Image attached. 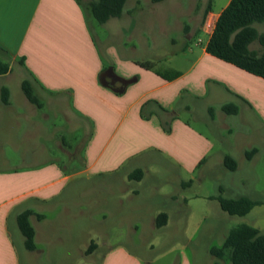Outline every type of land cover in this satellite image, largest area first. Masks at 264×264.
I'll return each mask as SVG.
<instances>
[{"label": "crops", "instance_id": "0c3cea01", "mask_svg": "<svg viewBox=\"0 0 264 264\" xmlns=\"http://www.w3.org/2000/svg\"><path fill=\"white\" fill-rule=\"evenodd\" d=\"M229 2L216 12L208 1L207 7L209 3L211 7L207 22L215 23ZM89 16L79 0H0V57L10 63V71L0 74V148L4 149V155L0 156V264H40L38 259L46 253V248L41 249L38 242L41 239L46 242V230H53L46 227L49 220L44 211L50 204H55L53 200L79 174L90 176L85 183L91 188L93 182L89 180L93 176L105 174L107 177L105 195H81L73 199L75 213L80 219L89 214L91 230H154L160 228L156 226L155 218L161 212L168 215L167 223L161 228H168L171 214L165 210L163 198L169 197L168 193L152 191L156 200L148 205V220L143 223L132 221L139 219L145 208L140 203L143 200L141 189L132 191L130 174L142 169L143 177L135 179L142 186L146 178H158L148 176L149 166L154 161L166 171L178 168L190 175L206 163L216 144L210 135L192 123V120L201 121L196 112L199 102H209L204 105V113L209 114L210 121L204 119L203 123L213 125L217 134L218 117L229 132L233 131V123H230L233 120L229 116L239 117L243 112L248 118L254 117L258 128L264 130V78L208 53L209 38L202 43L198 37L201 29L187 32L186 45H190L187 49L192 57L186 58L185 69L162 70L156 69V65L148 69L139 63L143 59H132L126 53L116 54L112 44H105L104 55L98 46L102 41L96 40ZM212 30L207 34L209 37ZM175 73L177 75L173 77ZM132 78L133 82L124 87L122 79ZM24 80L32 83L41 107L31 103L24 92L19 93ZM12 86L16 89L15 95ZM3 88L9 92L7 103L2 99ZM14 96L21 110L14 108ZM228 103L237 105V113L228 114L223 110ZM50 113L65 115L67 120L75 115L87 122L83 169L70 171L49 157V143L42 139L48 141L55 137L59 144L58 138L65 137L53 135L37 120L38 115L49 121ZM21 118L28 120L29 129L21 130ZM14 126L20 127L19 131H15ZM244 137L250 138L252 144L248 149L240 147L241 153L246 156L247 151L256 148L255 154H260L264 146L263 131L257 139L253 135ZM6 147L9 152L5 155ZM17 147L20 150L16 154L25 156L24 162L18 165L14 159L9 160L11 148ZM59 148L63 149L61 145ZM227 154L236 160L225 148L218 153V164ZM182 184L186 186L188 182ZM150 187L156 186L151 184ZM91 191L86 189L84 192ZM169 198L178 199L175 196ZM158 201L161 205H155ZM180 201L177 208L183 214L188 199L180 197ZM96 202L101 203L95 206ZM105 203L107 205H102ZM26 209L45 215L43 219L32 215L38 223L31 222L39 254L36 249L26 248L23 236V260L9 221L14 219L18 227L17 216ZM78 225L77 230H85V225L88 226L86 222L83 226ZM101 264L144 263L133 251L121 246L108 252ZM178 264L192 263L184 259Z\"/></svg>", "mask_w": 264, "mask_h": 264}, {"label": "rangeland", "instance_id": "374dc122", "mask_svg": "<svg viewBox=\"0 0 264 264\" xmlns=\"http://www.w3.org/2000/svg\"><path fill=\"white\" fill-rule=\"evenodd\" d=\"M208 1L212 3L213 10L218 12L228 0H162L161 2L127 0L121 17L112 18L106 24L97 25L96 20L88 10L90 14L89 23L96 40L102 41L98 46L104 55L105 44L108 43L114 46L116 54L126 53L131 55L132 59H149L155 62L156 69L183 70L186 67V58L192 57L191 51L187 49L190 45H186L188 42L185 38L188 36L187 32L194 33L196 29L198 31L201 29V34L198 37L200 36L199 39L204 44L209 38L205 31ZM254 26L260 33H264L263 23L256 22ZM199 39L198 42L200 43ZM250 48L258 53L264 52V47L259 41L251 43ZM12 87L13 95H15L16 89L14 86ZM19 93L23 94V91L19 89ZM13 101L14 108L21 110L22 107L19 106L17 97L14 96ZM208 103L199 102L196 112H198L197 117H200L201 121L192 120V123L205 134L210 135L216 144L211 157L207 159L205 164L197 168L193 175H190L178 168H171L170 171H166L158 161H154L149 166L148 176H156L157 179L148 177L142 186L136 183L137 180H130L131 186L134 187L132 191L141 189L140 195L143 200L140 203L145 208L140 218L132 219V221L143 223L148 220L146 219L147 211L150 210L149 206H151L152 200H156L155 196L151 194L152 191L159 194L168 193L169 197L178 198L173 201L169 197L163 196L166 200L165 210L171 214V222L168 228L91 230L93 227L90 225L92 220L88 218L89 214L80 219V215L75 213V200L73 199L74 197L79 198L81 195L83 197L105 195L104 182L107 177L105 174L93 176L92 180H89V182H93L91 185L93 188H91L85 183L86 178L90 176L87 173L79 174L72 178L64 192L53 200L55 204H50L44 211L46 213L44 215L49 220L46 227L53 230H46L48 232L46 242H43L41 238L38 242L42 245L41 249L46 248V253L40 258L38 257L39 263L101 264L108 252L124 246L133 251L134 255L137 254L144 264H178L184 259H188L192 264H213L218 259L211 254L210 249L213 246H221L229 231L235 226L247 223L264 232V146L260 149L261 153L255 154L251 159H248L240 151V147L248 149V146L252 144L250 138L244 136L253 135L257 139L262 131L264 133V130L258 128L256 121L253 120L254 117L248 118L243 112L238 115L239 117L229 116V119L233 120L230 122L233 123V131L229 132L223 127L222 118L217 116L215 123L216 126L219 125V128L217 127L219 134H217L213 125L208 123L210 121L208 119L209 114L204 113V105ZM37 111L40 112V110ZM186 115L184 113V116ZM50 116L48 121L37 115V120L53 135L56 133L65 137L64 139L58 138L59 144H57L55 137L48 141L42 139L43 142L49 143L51 150L49 157L57 160L61 165L67 166L70 171L83 169L85 156L82 151L87 135V122L80 117H75V115L69 120L66 119L65 115L57 113H50ZM188 117L190 116L188 115ZM204 119H207L208 122L203 123ZM21 122V130L24 129L25 131L30 128L28 120L21 118ZM20 127L14 126L12 128L19 131ZM258 141L256 140V142ZM60 145L63 149L59 148ZM225 148L226 151L235 156L238 161V169L229 170L224 165L223 160L221 164H218V153ZM11 149L12 157L9 160L14 159L17 165L23 163L25 156L16 154L17 150L20 149L18 147ZM3 150L0 148V156L4 155ZM8 152L9 149L6 147L5 155ZM164 162L167 164V161ZM191 179H193V183ZM77 182L81 183L78 184ZM183 182H188V185H183ZM145 184L150 185L146 187ZM151 184L156 187H150ZM76 188H78L77 195ZM86 189H92V191L85 193ZM212 195L215 197L222 195L227 199L246 195L253 200H258L259 204L255 205L246 215H230L221 208L215 197H211ZM180 197L188 199V206H184L185 212L183 214L177 208L181 203ZM131 201L129 200V202ZM100 203L96 202L94 205L99 206ZM160 203L158 201L155 205H161ZM34 216L30 217L31 222L38 224ZM113 217L112 215L110 219L112 220ZM101 220L102 218H100V222ZM85 222L88 226L85 225ZM78 224L85 225V230H77L80 227ZM9 226L20 256L25 260V246L21 239L23 234L15 226L14 219H10ZM92 242L97 244V248L91 253H87V248ZM35 252L39 254L37 245ZM219 261L222 264H228L227 261Z\"/></svg>", "mask_w": 264, "mask_h": 264}, {"label": "trees", "instance_id": "16d2710c", "mask_svg": "<svg viewBox=\"0 0 264 264\" xmlns=\"http://www.w3.org/2000/svg\"><path fill=\"white\" fill-rule=\"evenodd\" d=\"M79 1L90 11L97 23L104 24L111 18L122 15L127 0ZM151 1L161 2L162 0ZM210 3L206 9V14L211 7ZM256 22L264 24V0H230L215 21L206 44L207 52L264 78V52L258 53L250 48L254 41H259L264 47V33H260L254 26ZM139 63L148 69L155 67V62L150 60H143ZM9 71V61L0 57V74H6ZM176 75L177 73L173 77ZM131 82H133V78L122 79L124 87ZM22 90L31 103L38 107L42 106L29 80L23 81ZM8 93V90L3 88L2 99L5 103L8 102ZM223 110L228 114H235L238 107L228 103L223 106ZM256 152V148L247 151V158H251ZM223 162L231 171L238 167L237 161L229 154L224 156ZM143 175L144 171L138 168L130 174V177L141 179ZM215 198L219 201L221 208L230 215H246L255 205L259 204L258 200H253L246 195L229 199L219 195ZM32 215L38 219L44 218V214L32 209H26L17 216L18 227L24 236L26 248L29 250L36 249L35 228L30 221ZM167 221L168 215L165 212L157 214L155 218L157 227L165 225ZM96 247L97 244L92 242L87 248V253H91ZM210 252L218 259L213 264H222L219 260L227 261L228 264H264V232L247 223L239 224L229 231L221 246H213Z\"/></svg>", "mask_w": 264, "mask_h": 264}, {"label": "built area", "instance_id": "2783aa9c", "mask_svg": "<svg viewBox=\"0 0 264 264\" xmlns=\"http://www.w3.org/2000/svg\"><path fill=\"white\" fill-rule=\"evenodd\" d=\"M214 22H212V21H208V22H206V27H205V31L207 32V33H210L211 32V30L213 29V27H214ZM208 26V27H207Z\"/></svg>", "mask_w": 264, "mask_h": 264}]
</instances>
